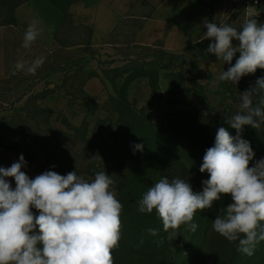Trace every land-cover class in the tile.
I'll list each match as a JSON object with an SVG mask.
<instances>
[{
    "label": "rangeland",
    "instance_id": "obj_1",
    "mask_svg": "<svg viewBox=\"0 0 264 264\" xmlns=\"http://www.w3.org/2000/svg\"><path fill=\"white\" fill-rule=\"evenodd\" d=\"M21 1L0 0L8 55V74L0 79V149L39 164L42 173L76 171L86 181L97 172L110 175L123 205L122 235L112 253L115 264H264V241L248 256L237 251L238 242L212 228L220 210L232 203L230 195L196 212L195 232L182 225L173 239L155 210L141 213L137 204L163 177L184 179L194 192H202L209 176L199 169L217 130L224 127L237 135L227 118L240 111L241 93L264 77V69L238 84L213 86L231 65L206 51L211 40L200 39L207 31L205 20L239 29L248 13L229 0H196L197 11L207 10V15L197 21L196 39L184 47L137 45L130 29L76 59L64 49L49 50L35 42L22 47L24 34L13 26V9ZM162 1L148 0L150 5ZM253 14L264 24V5ZM232 43L238 46L239 41ZM38 57L44 58L43 65L34 75L27 73ZM238 57L236 53L232 65ZM18 61L25 63L23 70L15 67ZM261 95L254 94V106ZM240 135L255 153L254 166L264 158V123L257 129L245 125ZM149 228L158 234L150 235Z\"/></svg>",
    "mask_w": 264,
    "mask_h": 264
},
{
    "label": "clouds",
    "instance_id": "obj_2",
    "mask_svg": "<svg viewBox=\"0 0 264 264\" xmlns=\"http://www.w3.org/2000/svg\"><path fill=\"white\" fill-rule=\"evenodd\" d=\"M257 15L248 13L239 29L205 20L207 31L200 40L212 41L206 51L231 65L218 74L213 86L220 81L238 84L243 76L264 69V24L258 23ZM38 35L33 22L24 33L22 47L30 48ZM233 40L239 41L238 46H233ZM236 53L239 57L232 65ZM43 63V57L36 58L27 73L34 75ZM15 67L23 70L25 63L18 61ZM257 92L264 93V77L241 93L240 111L227 118L236 136L224 127L217 130L214 146L206 150L199 169L209 176L202 181V192H194L184 179L163 177L138 200L139 212L155 210L168 239L176 238L182 225L195 232L196 212L230 195L232 203L220 210L213 230L229 242H238L237 251L248 256L264 241V158L250 166L255 153L240 135L243 126L257 129L264 123V95L253 105ZM134 147L142 150L143 145ZM26 164L21 155L10 167H0V264H115L112 253L122 235L123 205L111 188V176L101 171L86 181L76 171L67 175L45 171L30 178L22 171ZM9 177L15 180L14 189ZM148 232L158 234L153 228Z\"/></svg>",
    "mask_w": 264,
    "mask_h": 264
},
{
    "label": "crops",
    "instance_id": "obj_3",
    "mask_svg": "<svg viewBox=\"0 0 264 264\" xmlns=\"http://www.w3.org/2000/svg\"><path fill=\"white\" fill-rule=\"evenodd\" d=\"M150 8V11H149ZM207 10L197 11L196 0H22L13 9V26L21 33L35 22V43L49 50L64 49L80 58L86 51L105 46L117 35L131 32L133 43L162 44L178 49L197 37V21ZM7 27L0 26V79L8 74ZM19 153L0 149V167L19 161ZM30 178L42 174L37 163L22 168ZM15 188L14 178H6Z\"/></svg>",
    "mask_w": 264,
    "mask_h": 264
},
{
    "label": "built area",
    "instance_id": "obj_4",
    "mask_svg": "<svg viewBox=\"0 0 264 264\" xmlns=\"http://www.w3.org/2000/svg\"><path fill=\"white\" fill-rule=\"evenodd\" d=\"M230 2L240 6L246 11L247 13H254L260 7L264 5V0H229Z\"/></svg>",
    "mask_w": 264,
    "mask_h": 264
},
{
    "label": "trees",
    "instance_id": "obj_5",
    "mask_svg": "<svg viewBox=\"0 0 264 264\" xmlns=\"http://www.w3.org/2000/svg\"><path fill=\"white\" fill-rule=\"evenodd\" d=\"M15 21V20H14Z\"/></svg>",
    "mask_w": 264,
    "mask_h": 264
}]
</instances>
